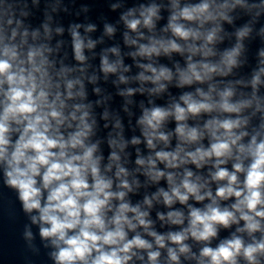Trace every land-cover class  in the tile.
Segmentation results:
<instances>
[{
    "label": "clouds",
    "instance_id": "1",
    "mask_svg": "<svg viewBox=\"0 0 264 264\" xmlns=\"http://www.w3.org/2000/svg\"><path fill=\"white\" fill-rule=\"evenodd\" d=\"M91 11L0 0V190L23 264H264V0Z\"/></svg>",
    "mask_w": 264,
    "mask_h": 264
}]
</instances>
